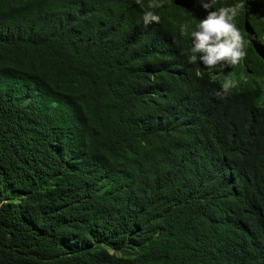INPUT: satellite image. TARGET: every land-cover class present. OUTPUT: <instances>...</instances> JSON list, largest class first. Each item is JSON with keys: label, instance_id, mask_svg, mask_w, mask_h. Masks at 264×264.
Returning <instances> with one entry per match:
<instances>
[{"label": "trees", "instance_id": "obj_1", "mask_svg": "<svg viewBox=\"0 0 264 264\" xmlns=\"http://www.w3.org/2000/svg\"><path fill=\"white\" fill-rule=\"evenodd\" d=\"M245 3L246 59L209 70L188 62L197 0H0V264H264V0Z\"/></svg>", "mask_w": 264, "mask_h": 264}, {"label": "clouds", "instance_id": "obj_2", "mask_svg": "<svg viewBox=\"0 0 264 264\" xmlns=\"http://www.w3.org/2000/svg\"><path fill=\"white\" fill-rule=\"evenodd\" d=\"M201 7L206 11V16L199 20L195 30L191 31V47L188 56L190 64L201 63L205 68L211 70L215 68H228L238 65L245 60L248 53L246 51L247 41L236 20L246 11L245 0H238L237 3L230 6L219 7L214 10L217 0H197ZM140 5L141 0H135ZM159 5L150 3V10L144 11L142 20L144 25L159 23L160 17L151 9ZM181 35H189L187 27L181 28ZM200 76V72L196 73ZM236 86L233 80H225L221 84V91L217 96H227L230 89Z\"/></svg>", "mask_w": 264, "mask_h": 264}]
</instances>
